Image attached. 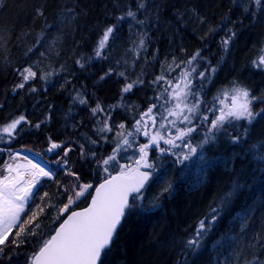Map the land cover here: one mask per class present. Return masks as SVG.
I'll return each instance as SVG.
<instances>
[{
	"label": "trees",
	"instance_id": "obj_1",
	"mask_svg": "<svg viewBox=\"0 0 264 264\" xmlns=\"http://www.w3.org/2000/svg\"><path fill=\"white\" fill-rule=\"evenodd\" d=\"M139 2L4 0L5 6L0 8V126L19 116H25L26 121L12 137L4 134L0 140V174H5L4 166L11 163L14 151L29 148L49 159L56 179H43L37 186L40 192L35 203L44 212L38 216L40 228L36 231L42 234L27 238L20 247H5L0 264H29L39 243L53 234L71 210L88 203L100 181L124 166H128L125 170L136 166L139 146L145 142L141 132L135 133L136 120L152 104L158 106L153 114L163 112L161 92L165 88L171 92L181 83L185 69H208L207 79L193 81L194 90L203 85L200 98L205 110L214 97L225 98L226 91L213 95L217 87L229 88L234 83L264 97V69L253 66L264 48V6H257L255 0H143L146 7L138 9ZM129 8L143 24L131 18L116 20ZM37 9L44 15H38ZM113 23H117V31L97 57L98 41ZM232 33L235 36L225 46L222 41ZM141 38L145 40L143 48L139 46ZM197 51V61L184 63ZM29 66L36 78L24 88H16L22 82L19 71ZM109 70L111 74L106 76ZM161 75L165 80L154 84ZM137 80L143 83L128 93L122 91ZM97 105L104 111L94 115L92 109ZM215 105L222 107L220 100ZM253 109H264V102L255 101ZM160 119L157 115L158 122ZM172 119L168 117L165 123ZM105 121L113 131H99ZM121 123L124 129L118 127ZM225 127L226 131L215 133V141L204 145L206 164L201 165L198 156L179 164L171 153L157 161L162 167L141 191V206L126 213L110 251L102 257L103 264H242L254 252L264 256L258 245L249 247L254 238L264 236V162L258 159L264 155V113L252 124L240 120ZM129 131L134 135L127 136ZM119 132L125 133L132 146L127 151L121 147L116 160L103 165L102 161L114 154L116 142L124 139ZM172 132L174 135L175 130ZM206 132L207 125H201L192 134V143L201 141ZM235 135L241 136L239 142L230 140ZM52 142L64 147L49 154ZM157 156L158 151L150 150L148 159L152 162ZM165 182H170L172 189L161 196ZM84 184L93 187L77 198L75 192ZM44 192L49 195L41 201ZM228 193L232 195L228 197ZM69 196L76 203L69 212L61 213L59 209ZM157 197L153 207L150 202ZM213 208L219 215L200 250L192 254L185 241L194 235L200 220L216 215Z\"/></svg>",
	"mask_w": 264,
	"mask_h": 264
},
{
	"label": "snow or ice",
	"instance_id": "obj_2",
	"mask_svg": "<svg viewBox=\"0 0 264 264\" xmlns=\"http://www.w3.org/2000/svg\"><path fill=\"white\" fill-rule=\"evenodd\" d=\"M255 4L264 6L262 5V0H255ZM4 6V0H0V8ZM145 7L146 4L143 0H140L138 9H144ZM37 13L40 16L44 15L42 9H37ZM129 18L137 24L144 23L143 20L137 18V12L131 8L116 17V20L122 22ZM117 28V23L105 28L95 51L97 57L102 56L104 48L110 38H113ZM211 31H215V29ZM234 36L235 33H232L222 43L227 46ZM144 45L145 40L141 38L139 46L143 48ZM260 51L261 54L253 61V66L264 69V48H261ZM197 57H200L199 51L184 63L192 65L193 61H197ZM173 63L176 64L175 59H173ZM81 67H84V65L81 64ZM176 67H179V64H176ZM207 71L208 69L197 72L195 66L191 67V71L185 69L181 74V83H177L171 92H169L168 88L161 92L163 104L160 107L163 108V112L157 111L153 114V110L157 109L158 106L157 104L149 106L147 111L141 114V119L136 120L135 133L141 132V121L144 117L151 119L153 127L159 123V128L164 131H156L150 135L147 130L148 124L145 122L143 135L149 137V140L139 146V159L135 161L136 167L125 170L128 166H124L123 169L119 170L118 175L112 176L109 174L104 182L94 189L95 195L89 193L91 195V203L88 207L81 211H71L67 218L55 229L54 234L39 243L38 250L29 257V264H103L102 257L107 256L110 251L121 221L127 212L141 206L138 203L142 201L141 190L150 180H153L154 174L162 167V164H158L157 161L162 160L168 153H171L176 158V163L184 164L186 161L190 162L193 157L198 156L200 164L204 165L207 163L203 154L204 145L216 140L215 133L226 131L225 126L233 125L235 121L244 120L248 124H252L257 116L264 113V109L259 112L253 109V103L257 100L264 102V97L255 96L248 88L240 87L235 83L231 88V106L216 107L215 101L220 100V103L223 104V100L220 97H214L212 105L208 106L206 110L201 108V104L204 103L200 98L203 85L201 84L194 90L193 81L207 79L205 75ZM210 71L215 73L216 69L212 68ZM193 73H196V75L193 76ZM18 74L22 77V82L16 85V88H24L29 80L35 79L37 76L31 66L20 70ZM110 74L111 70L105 73L106 76ZM120 75L123 76L124 73H120ZM101 79H104V77H101ZM162 80H165L163 75L157 77L153 83H159ZM139 83H143V81L137 80L128 83L123 87L122 91L128 93ZM167 83L171 85L172 82L167 81ZM32 91H35V89H32ZM166 93L168 94L167 97H165ZM80 102L85 103L84 100ZM165 105L171 106L165 107ZM97 111L103 112L104 109L97 105V108L92 109V112L95 115ZM209 114L212 115L211 120H209ZM157 115L161 117L159 122L157 121ZM168 117H173V119L165 123ZM24 121H26V117L19 116L7 125L0 126V140L4 139V134H7L9 138L12 137L18 126ZM195 121L198 122L194 123ZM178 122L185 126H179ZM201 125H207V132L203 135L202 140L194 145L192 143V134ZM35 127H39V125L37 124ZM118 127L124 129L125 125L121 123ZM105 128L109 132L113 131L112 126H109L107 121H105L104 128L99 129V131H104ZM172 129L175 130L174 135ZM117 135L124 137V139L116 142L117 147L114 148V154L109 156L107 160H103V165H108L109 161H115L121 147L127 151L132 146V142L127 138V136L134 135L132 131H129L127 136H125L124 132H119ZM243 135H247V129H244ZM240 139V135L230 136V140L234 143L239 142ZM161 141L169 147H160ZM92 143H95V141H92ZM63 147L62 144L52 142L48 151L52 152ZM181 148H186L187 151H173ZM150 150L158 151L159 153L157 159L152 162L148 159ZM65 155H67V151H65ZM92 155L95 156V153H92ZM12 159L15 160V157H12ZM24 159L27 160V165L6 164L3 169L6 174H0V254L4 253L7 246L20 247V245L27 243V238L37 237L42 234L36 231V229L40 228V224L37 222L38 216L44 212V208L35 203L36 197L40 192L37 186L40 184L41 178L56 179L54 170L42 166L38 162L33 163L27 157ZM61 159L63 158L61 157ZM258 159L264 162V155H261ZM56 163H60V161H56ZM141 168L147 169V171H141ZM103 171L108 173V168L104 167ZM72 175L76 174L72 173ZM92 187L91 184L81 185L80 191L75 192V196L77 198L83 196ZM235 187L239 186L236 185ZM171 189L172 184L165 182L160 195L170 192ZM67 191L68 189L66 188L65 192ZM134 193L136 195H133ZM48 195L47 192H44L42 196H39V199L43 201ZM231 195L232 193H228V197ZM228 197L225 198V202ZM158 199L157 197L150 202L153 207L157 206ZM67 201L59 209L61 213L69 212L70 206L76 203L71 196L67 197ZM30 204L32 205L31 207ZM48 207L57 206L49 204ZM26 208L29 209L28 212H26ZM212 212L216 213V215H210L205 218L208 220V224L205 223V219L200 220L194 235L185 241L186 249L190 250L192 254L200 250L211 230L212 223L215 222L219 215L216 208H213ZM22 214L24 215L23 219ZM56 219H59V216ZM244 220H247V216L244 217ZM242 227L246 228L247 225L243 224ZM10 236L12 239H9ZM22 236L24 237L23 239H21ZM254 240L255 243L249 245V247L258 245L260 251L264 252V236L258 239L254 238ZM242 264H264V256H261L259 252H254L251 259H244Z\"/></svg>",
	"mask_w": 264,
	"mask_h": 264
},
{
	"label": "rangeland",
	"instance_id": "obj_3",
	"mask_svg": "<svg viewBox=\"0 0 264 264\" xmlns=\"http://www.w3.org/2000/svg\"><path fill=\"white\" fill-rule=\"evenodd\" d=\"M232 85L229 88L228 87H223V86L217 87L215 89V92L213 93V95L216 94V96H218L220 92L223 91V93H224L226 91L225 92L226 93V96L223 99L222 107L231 106V103H232V100H231V95H232L231 88H232ZM236 85H238V84H236ZM238 86H240V85H238ZM240 87H243V86H240ZM145 122H147V124H148L147 130H148V132H149L150 135L152 133L156 132V131H162L159 128V124H157L155 127H153L152 124H151V119L149 117H144V119L141 121V133L142 134H143V125H144ZM144 137H145V142L143 144L147 143L148 140H149V137H146V136H144ZM166 146L167 145H165L163 143V141H161L160 147H166ZM55 151L56 150H54L52 152H49V154H52ZM17 153H18V155H17ZM13 157H15V160L12 159L10 164L27 165V160L24 159L25 157H27L28 160H32L33 163L41 162V163L45 164L49 169L53 170L52 164L49 161V159L47 157H45L42 153H40V152H38L36 150H32V149H29V148H23V149L14 151ZM135 167L136 166H133L131 169H134ZM141 171H143L142 168H141ZM45 179H47V178H45Z\"/></svg>",
	"mask_w": 264,
	"mask_h": 264
},
{
	"label": "water",
	"instance_id": "obj_4",
	"mask_svg": "<svg viewBox=\"0 0 264 264\" xmlns=\"http://www.w3.org/2000/svg\"><path fill=\"white\" fill-rule=\"evenodd\" d=\"M142 169H143V168H142ZM144 170L146 171L147 169H143V171H144ZM118 174H119V172H115V173H112V174H110V175L115 176V175H118ZM106 178H107V177H106ZM104 180H105V178H104L102 181H100V182L95 186V188H96V187H99V185H100L101 183H103ZM95 188H94V189H95ZM143 189H144V188H143ZM143 189H142V190H143ZM142 190H141V191H142ZM92 195H95L94 190H93ZM133 195H136V194L134 193ZM130 199H131V198H130ZM90 203H91V198L89 199L88 203H87L85 206L80 207V208L73 209V210H71V211H81V210H83L84 208L88 207ZM71 211H70V212H71ZM70 212L64 217V219L67 218V216L70 214ZM64 219H63V220H64ZM63 220H62V221H63ZM123 220H124V219H123ZM123 220L121 221V224H122ZM121 224H120V226H121ZM58 226H59V225H58ZM58 226H57V227H58ZM120 226L118 227V229L120 228ZM118 229H117V231H118ZM53 234H54V232H53ZM53 234H52V235H53Z\"/></svg>",
	"mask_w": 264,
	"mask_h": 264
},
{
	"label": "bare ground",
	"instance_id": "obj_5",
	"mask_svg": "<svg viewBox=\"0 0 264 264\" xmlns=\"http://www.w3.org/2000/svg\"><path fill=\"white\" fill-rule=\"evenodd\" d=\"M38 163H40L42 166L47 167L45 164H43V163H41V162H38ZM47 168H48V167H47ZM44 178H47V177H44ZM44 178H41V180L44 179ZM41 180H40V181H41Z\"/></svg>",
	"mask_w": 264,
	"mask_h": 264
}]
</instances>
